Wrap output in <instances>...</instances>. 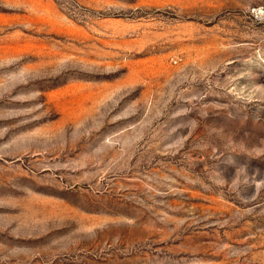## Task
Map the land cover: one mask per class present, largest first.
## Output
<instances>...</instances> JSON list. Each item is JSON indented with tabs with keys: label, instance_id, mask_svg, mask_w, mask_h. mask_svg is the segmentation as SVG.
Returning <instances> with one entry per match:
<instances>
[{
	"label": "rangeland",
	"instance_id": "1",
	"mask_svg": "<svg viewBox=\"0 0 264 264\" xmlns=\"http://www.w3.org/2000/svg\"><path fill=\"white\" fill-rule=\"evenodd\" d=\"M264 0H0V264H264Z\"/></svg>",
	"mask_w": 264,
	"mask_h": 264
},
{
	"label": "built area",
	"instance_id": "2",
	"mask_svg": "<svg viewBox=\"0 0 264 264\" xmlns=\"http://www.w3.org/2000/svg\"><path fill=\"white\" fill-rule=\"evenodd\" d=\"M252 12L260 18H264V6L254 7Z\"/></svg>",
	"mask_w": 264,
	"mask_h": 264
}]
</instances>
